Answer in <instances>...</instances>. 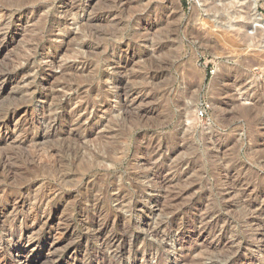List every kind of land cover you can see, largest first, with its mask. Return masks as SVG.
<instances>
[{"label":"rangeland","instance_id":"obj_1","mask_svg":"<svg viewBox=\"0 0 264 264\" xmlns=\"http://www.w3.org/2000/svg\"><path fill=\"white\" fill-rule=\"evenodd\" d=\"M261 18L264 0H0V252L31 259L11 264H264Z\"/></svg>","mask_w":264,"mask_h":264},{"label":"bare ground","instance_id":"obj_2","mask_svg":"<svg viewBox=\"0 0 264 264\" xmlns=\"http://www.w3.org/2000/svg\"><path fill=\"white\" fill-rule=\"evenodd\" d=\"M260 21H261V23H262V25H263V27H264V20L261 18L260 19ZM242 27H244V25H241V28ZM241 28H239V29H241ZM4 72V71H3ZM7 77V74H0V80L2 79V78H6ZM2 81H3V79H2ZM1 83V82H0ZM1 85V84H0ZM2 87V86H1ZM16 111H15V114H14V112H13V115H12V117H16ZM65 115V114H64ZM11 117V116H10ZM23 119V118H22ZM58 119H59V117H58ZM5 122L4 121H1L0 122V127H2L3 125H5L4 124ZM24 138V137H23ZM152 149V148H151ZM9 162H11V161H9ZM13 162V161H12ZM5 166V165H4ZM3 167V166H2ZM7 171V170H6ZM2 172V171H1ZM227 180V179H226ZM164 182V181H163ZM160 186V185H159ZM173 187V186H172ZM234 187V186H233ZM48 189V188H47ZM46 189V190H47ZM6 191H7V189H6ZM51 191V190H50ZM50 191H44V190H42V192L41 193H37V194H35L34 196H32V197H34L33 198V200L35 199V209H37V211H35L36 213H34V215L29 219V218H27V220H26V223L27 224H29V221L32 223V225L33 226H35V225H37V224H39V223H42V222H44L43 220H44V218H45V216H47V215H45L46 214V212L45 211H43V210H41V208L42 207H44V206H47V205H49L50 206V202H51V200L54 198L53 197V195H55V194H53V193H51ZM3 192V191H2ZM169 191H167V193H168ZM35 193V192H34ZM106 193V192H105ZM237 193V192H236ZM187 194V193H186ZM7 196V195H6ZM165 196V195H164ZM183 196V195H182ZM233 197V196H232ZM0 199H5V198H3L2 196H0ZM240 199V198H239ZM4 201V200H3ZM2 201V202H3ZM30 201V200H29ZM7 202L10 204V205H13V209L16 211L17 210V204L20 202V200H19V198L18 197H16V196H11V194L9 195V197L7 198ZM23 202V201H22ZM20 204V203H19ZM252 205H250V206H252V208L253 207H258L259 209L258 210H260L261 212L264 210V205H262V204H255V203H251ZM102 205V204H101ZM31 206V205H30ZM32 208H33V206H32ZM31 208V209H32ZM30 210V209H29ZM45 210V209H44ZM251 210V209H250ZM0 211H1V214L4 216V217H6V219H4L3 220V222H5L6 220H7V218H9L10 217V215H9V209H8V205L7 204H5V203H1L0 204ZM254 211V210H253ZM252 211V212H253ZM251 212V211H250ZM14 214H15V212H13ZM100 213V212H99ZM255 213V212H254ZM259 213V212H258ZM263 213H264V211H263ZM16 214H17V211H16ZM105 214V213H104ZM29 215V214H28ZM258 215H260V214H258ZM15 216V215H14ZM17 216V215H16ZM26 216H27V214H26ZM106 216V215H105ZM105 216H104V219L101 221V228H100V230H99V235H106V237H108V240H106L105 238V240L108 242V244H110V245H117V243L120 241V239L121 238H124V236H125V238H126V233L129 231H127V230H125L126 228L125 227H122V229H121V233L120 234H118V233H116V230L113 228V223H114V221H116L117 220V218H116V216L114 217V219H113V217H112V215L111 216H108L107 218H105ZM210 216V215H209ZM253 216H255V215H253ZM261 216H262V214H261ZM18 217V216H17ZM48 217V219H49V215L47 216ZM256 217H258L257 219H260V220H262V219H264V217H260V216H256ZM16 218V217H15ZM14 218V219H15ZM25 218V217H24ZM29 219V220H28ZM209 219V218H208ZM256 219V220H257ZM12 220H13V218H12ZM205 220V219H204ZM207 220V219H206ZM249 221H251L252 219H248ZM255 220V221H256ZM99 221V220H98ZM254 221V220H253ZM252 221V222H253ZM8 222H9V220H8ZM17 222V221H16ZM204 222V221H203ZM252 222H250V223H252ZM260 222H262V221H260ZM11 223H13V222H11ZM10 223V224H11ZM21 223V222H20ZM19 223V224H20ZM99 223V222H98ZM198 223V222H197ZM212 223V222H211ZM264 223V222H263ZM7 224H9V223H7ZM43 224V223H42ZM31 225V224H30ZM119 225V224H118ZM122 225V224H121ZM124 225H126V224H124ZM204 225V224H203ZM215 225V224H214ZM250 225V224H249ZM7 226V225H6ZM45 226V225H44ZM98 226V225H97ZM216 226V225H215ZM14 227V226H13ZM12 227V228H13ZM31 227V226H30ZM193 227H195V226H193ZM214 227V226H213ZM8 228V227H7ZM11 228V229H12ZM36 228V227H35ZM205 229L206 227L204 226V227H202V229ZM20 229V228H19ZM24 229V228H23ZM32 229V228H31ZM98 229V228H97ZM56 230V229H55ZM151 230H152V232H155L156 230H155V228H151ZM211 230V229H210ZM11 231V230H10ZM206 231V230H205ZM213 231V230H212ZM220 231V230H219ZM7 233V232H6ZM21 233H22V231H21ZM201 233V232H200ZM226 233V232H225ZM98 234V233H97ZM217 234V233H216ZM220 234V233H219ZM13 237V236H12ZM21 237H22V234H21ZM26 238H28V237H26ZM99 238V237H98ZM102 239V238H101ZM122 240V239H121ZM104 241V240H103ZM15 243V242H14ZM19 242L17 241V243H15V245L16 246H18L19 244H18ZM213 243V242H212ZM107 244V243H106ZM213 244H215V243H213ZM218 244V243H217ZM122 245V244H121ZM120 247H122V246H120ZM118 248H119V246H118ZM7 252V251H6ZM6 252H0V264H11V262L12 261H14V260H18V258H20V257H23V258H25L26 260L25 261H31V259H30V255L29 254H27V253H25V252H23L22 250L21 251H16L14 254H12V255H8V254H6ZM158 255V254H157ZM144 257V256H143ZM160 257V256H159ZM264 257V256H263ZM213 263V262H212Z\"/></svg>","mask_w":264,"mask_h":264}]
</instances>
